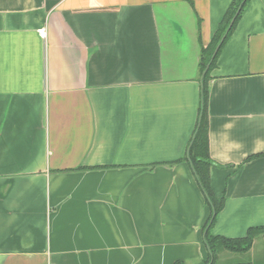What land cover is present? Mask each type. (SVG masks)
<instances>
[{"label": "crops", "instance_id": "0c3cea01", "mask_svg": "<svg viewBox=\"0 0 264 264\" xmlns=\"http://www.w3.org/2000/svg\"><path fill=\"white\" fill-rule=\"evenodd\" d=\"M231 1L0 0V264H203L188 153L201 47ZM210 77L211 233L238 238L264 226V0Z\"/></svg>", "mask_w": 264, "mask_h": 264}, {"label": "trees", "instance_id": "16d2710c", "mask_svg": "<svg viewBox=\"0 0 264 264\" xmlns=\"http://www.w3.org/2000/svg\"><path fill=\"white\" fill-rule=\"evenodd\" d=\"M248 0H232L226 9L222 19L220 20L218 27L207 46L201 47L200 69L204 72L202 77V115L199 126L195 132V135L191 141L189 148L188 158L191 161L193 172L198 180L202 191L204 192L206 201L209 204L210 214L204 225L205 243L208 247V256L203 264H253L251 261H242L235 259H228L225 261L219 260V253L227 251L230 253L242 254L247 252L253 244L254 238L259 235H264V226L250 227L243 237L227 238L220 235H214L211 233V227L215 221L216 215L222 210L224 206V196L216 198L212 192L210 185V166L212 161L208 153V136H207V120L205 114V99L207 94V83L209 81L210 72L216 64L218 54L235 28V25L240 18L245 4ZM233 20V21H232ZM219 45V48L210 61L211 55L215 47ZM207 65L209 67L206 69Z\"/></svg>", "mask_w": 264, "mask_h": 264}, {"label": "rangeland", "instance_id": "374dc122", "mask_svg": "<svg viewBox=\"0 0 264 264\" xmlns=\"http://www.w3.org/2000/svg\"><path fill=\"white\" fill-rule=\"evenodd\" d=\"M261 238L262 237L260 236L259 239H261ZM260 242H261V240H259V243ZM259 243L256 244V246L254 247V252L251 255L248 254V253L247 254H244V253L243 254H236L235 255L236 256L235 260H246V259H252L254 257H256V258L261 257V258L264 259V250L263 251L262 250L261 251L257 250L258 247H259ZM223 254L226 255L225 252L224 253H222V252L219 253V259L222 258Z\"/></svg>", "mask_w": 264, "mask_h": 264}, {"label": "water", "instance_id": "95a60500", "mask_svg": "<svg viewBox=\"0 0 264 264\" xmlns=\"http://www.w3.org/2000/svg\"><path fill=\"white\" fill-rule=\"evenodd\" d=\"M232 21H233V20H232ZM218 48H219V45L215 48V50H214V52H213V54H212V58L214 57V55H215L216 51L218 50Z\"/></svg>", "mask_w": 264, "mask_h": 264}, {"label": "built area", "instance_id": "2783aa9c", "mask_svg": "<svg viewBox=\"0 0 264 264\" xmlns=\"http://www.w3.org/2000/svg\"><path fill=\"white\" fill-rule=\"evenodd\" d=\"M43 35V33H41Z\"/></svg>", "mask_w": 264, "mask_h": 264}]
</instances>
